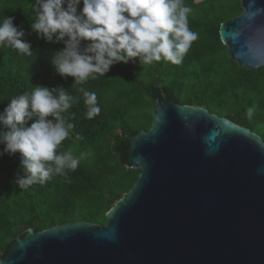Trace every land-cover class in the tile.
Instances as JSON below:
<instances>
[{"label": "water", "instance_id": "obj_1", "mask_svg": "<svg viewBox=\"0 0 264 264\" xmlns=\"http://www.w3.org/2000/svg\"><path fill=\"white\" fill-rule=\"evenodd\" d=\"M219 34L240 67L264 66V0ZM132 188L86 221L28 229L0 264H264V141L197 105L157 101L149 130L128 134Z\"/></svg>", "mask_w": 264, "mask_h": 264}, {"label": "trees", "instance_id": "obj_2", "mask_svg": "<svg viewBox=\"0 0 264 264\" xmlns=\"http://www.w3.org/2000/svg\"><path fill=\"white\" fill-rule=\"evenodd\" d=\"M34 3L0 0V21L4 16L14 17L13 23L25 30L24 39L33 48L32 55L25 56L0 46V113L12 98L30 93L36 85L63 86L77 101L63 114L75 128L57 152L71 149L74 156H84L75 170L66 169V176L55 175L27 189L15 183L16 175H23L20 153L0 156V260L30 228L42 231L73 221L106 225V213L132 188L140 173L131 167L126 136L151 128L157 101L167 98L206 107L249 128L264 141V66L240 67L219 34L223 22L243 12L240 0H184L192 8L188 26L198 39L180 64L162 59L142 66L133 58L128 63L117 62L105 76L83 85H73V77L56 72L51 56L64 45L46 42L31 30ZM80 88L96 93L101 112L94 119L86 118L88 109ZM249 107L254 109L251 119L247 118ZM3 147L0 144V150Z\"/></svg>", "mask_w": 264, "mask_h": 264}, {"label": "clouds", "instance_id": "obj_3", "mask_svg": "<svg viewBox=\"0 0 264 264\" xmlns=\"http://www.w3.org/2000/svg\"><path fill=\"white\" fill-rule=\"evenodd\" d=\"M32 9L31 30L46 42L64 45L52 53L51 63L62 77H73V85L105 76L117 62L133 58L142 66L162 59L180 64L198 39L188 26L192 8L184 0H35ZM13 21L11 16L0 21V46L31 56L25 30ZM79 91L88 109L86 118L94 119L101 112L96 93ZM75 103L63 86L36 85L30 93L12 98L0 113V156L20 153L23 175L15 177L20 189L43 185L78 167L83 153L76 157L71 149L57 152L75 128L63 115ZM253 111L247 109L248 119Z\"/></svg>", "mask_w": 264, "mask_h": 264}]
</instances>
